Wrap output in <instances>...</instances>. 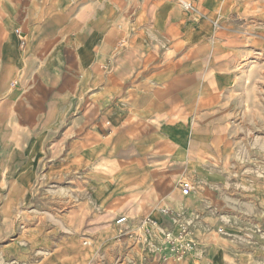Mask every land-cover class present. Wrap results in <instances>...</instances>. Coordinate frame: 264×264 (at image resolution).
Here are the masks:
<instances>
[{
  "label": "crops",
  "instance_id": "obj_1",
  "mask_svg": "<svg viewBox=\"0 0 264 264\" xmlns=\"http://www.w3.org/2000/svg\"><path fill=\"white\" fill-rule=\"evenodd\" d=\"M215 2L194 17L180 0H0V171L11 163L17 177L27 147L59 164L50 176L80 182L83 174L100 206L132 212V220L153 216L172 228L163 207L222 210L221 182L233 175L224 169L243 150L236 140L244 128L227 118L241 112L245 90L252 99L259 92L255 77L249 86L236 73L238 59L263 50L242 52L237 33L213 26ZM184 177L214 181L211 201L202 200L205 188L182 196ZM17 192L1 211V235L6 223L14 229ZM214 221L207 214L194 223L196 246L179 262L155 256L148 264H253L247 246L203 230ZM75 251L57 264L84 263Z\"/></svg>",
  "mask_w": 264,
  "mask_h": 264
},
{
  "label": "rangeland",
  "instance_id": "obj_2",
  "mask_svg": "<svg viewBox=\"0 0 264 264\" xmlns=\"http://www.w3.org/2000/svg\"><path fill=\"white\" fill-rule=\"evenodd\" d=\"M208 1L180 3H189L191 9L185 12L197 17L208 15ZM213 7V26L237 33L239 43L242 40L239 50H263L257 59L239 58L236 71L247 84L255 77L254 89L259 92L252 99L245 90L243 108L238 109L241 112L227 118L229 124L243 126L242 141L234 138L243 150L224 169V173L233 175L221 182L224 191L217 204L222 210L198 214L184 208V212H177L181 220L186 216L191 233L198 219L211 215L215 219L213 225L203 230L234 239L239 247L247 246L253 254L252 263L257 264L256 258L264 257V0H216ZM251 41L259 45L255 47ZM234 134L240 138L242 132ZM21 139H26L24 133ZM31 152L21 147L18 178L11 176V163H3L0 171V220H4L1 211L9 207L13 191L18 189V195L14 194L16 204L11 209L14 229L12 223H6L2 235L0 231V264H57L75 258L76 249L85 256L81 264H127L123 261L128 252L122 242L124 237L117 239L124 230L114 225V220L123 214L135 217L134 214L122 208L100 206L91 181L84 179L83 174H77L81 176L80 182H70L71 177L50 176L49 169L53 167L59 172V164L46 160L42 151L38 159ZM212 183L205 185L193 180L195 192L206 189L203 201H211L207 195L215 191V182ZM135 215L142 217L140 212ZM76 220L80 226H76Z\"/></svg>",
  "mask_w": 264,
  "mask_h": 264
},
{
  "label": "built area",
  "instance_id": "obj_3",
  "mask_svg": "<svg viewBox=\"0 0 264 264\" xmlns=\"http://www.w3.org/2000/svg\"><path fill=\"white\" fill-rule=\"evenodd\" d=\"M180 5L184 10L191 9L189 3L181 2ZM15 34L19 39V47L23 48L24 36L19 30H15ZM179 189L182 196L188 197L194 186L191 180L184 179L180 181ZM160 213L170 220L172 228L164 227L150 216L132 220L127 215H120L114 220V225L124 230L117 239L121 241L120 237H124V249H128L123 260L125 263L148 264L155 256L161 263L179 262L193 251L196 243L189 230V223L181 220L168 207L161 208ZM218 232L221 233L222 230L218 229ZM83 244L86 245V241Z\"/></svg>",
  "mask_w": 264,
  "mask_h": 264
}]
</instances>
